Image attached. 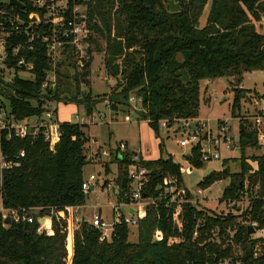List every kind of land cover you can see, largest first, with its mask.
Masks as SVG:
<instances>
[{
  "label": "trees",
  "instance_id": "1",
  "mask_svg": "<svg viewBox=\"0 0 264 264\" xmlns=\"http://www.w3.org/2000/svg\"><path fill=\"white\" fill-rule=\"evenodd\" d=\"M23 9L14 7L23 14V19L38 9L27 0H18ZM170 0H70L69 9L85 6V17L90 29L86 55L78 68L74 49L66 47L62 52L65 60L55 61L56 86L42 88L47 80L46 71L52 68L45 45L36 40L33 50L22 49L19 56L11 57L10 48L25 43V29L12 32L9 41L7 66L16 67L22 57L32 63L33 77L15 76L10 83L0 79V108L6 113V124L40 119L47 103H58L60 95L65 103L70 95L83 101L90 99L91 92L80 95L79 85L88 87L92 75L90 66L93 54L104 56V68L109 78L115 81L110 96L125 102L130 95L140 104V120L158 134L159 126L165 123L172 127L179 121H191L198 117L200 82L229 77L236 86L243 74L256 70L264 71V35L256 32L254 20L264 18V0H172L179 3L177 12H169ZM209 3L205 25L201 24L205 6ZM10 9L8 4L0 5ZM38 27V30H42ZM67 61L74 69L72 78L75 88L60 89V83L70 80L60 74L59 68ZM232 114L239 110L240 100L246 95L242 88H233ZM83 94V93H82ZM209 99L204 98L208 103ZM85 105V104H84ZM86 106V105H85ZM112 109L116 110L113 105ZM93 106L87 108L90 116ZM246 121L238 128L241 158L239 172L232 173L226 166L220 172H211L196 186L209 189L214 183L228 180L219 201L235 198L243 189L248 176L250 189L259 185L251 198V218L260 214L264 205V156H245V150H259L256 134L249 130ZM8 130L0 131V206L4 212L16 214L17 222L11 219L4 225L0 212V264H199L210 255L221 258L241 254L244 264H264V259L253 260L252 243L247 241L245 229L237 216L207 212L189 204L165 206L159 199L160 186L166 177L182 183L181 169L171 156L156 160H143L141 167L149 170L143 184L142 195L154 200L135 226L137 242L129 238L130 226L116 227L110 242H100V232L86 222L79 223L72 235V248L67 250L65 229L68 207L84 205L81 183L83 169L90 166L86 155L88 138L77 123L59 124V141L50 147L43 138V129L32 137L7 138ZM197 147V146H196ZM161 151V144L158 145ZM187 157L190 168H201L197 148ZM23 152L24 156L19 157ZM249 160V161H248ZM120 190L115 194L121 201L128 191L121 188L131 164L129 155L124 160H113ZM103 165V164H102ZM106 175L108 164L104 163ZM241 186V187H240ZM256 198H252V197ZM53 214V215H52ZM52 215L50 236L37 234V217ZM33 216L34 221L23 219ZM196 237L193 236L195 226ZM227 230L235 231L233 242L226 237ZM159 231L163 239L153 243V233ZM216 236H215V235ZM219 243L213 241L217 239Z\"/></svg>",
  "mask_w": 264,
  "mask_h": 264
},
{
  "label": "built area",
  "instance_id": "2",
  "mask_svg": "<svg viewBox=\"0 0 264 264\" xmlns=\"http://www.w3.org/2000/svg\"><path fill=\"white\" fill-rule=\"evenodd\" d=\"M18 1V0H17ZM32 3V6L38 9L37 13H31L27 16V19H23L21 12H16L14 6L6 2L1 3L8 4L11 8L0 7V79L5 83H10L15 76L25 79H31L33 77L32 63H28L24 57L21 56L16 61V67L7 66L9 60V41L7 40L12 32H21L25 29V43L23 45H16L10 48L11 57L16 58L20 55L22 49L26 47L28 51L33 50V45L36 40H40L47 51V56L52 61V68L47 73V80L42 85V88L49 86L54 89L56 86V74L54 72V64L57 61L56 57L60 55L66 47L73 48L74 51L79 49L83 42L88 39L90 29L88 27L85 15H80L79 6L76 5L69 9L68 2L70 0H27ZM19 2V1H18ZM23 9V8H21ZM38 27H42L41 31ZM83 58V57H81ZM78 68L81 66V59L77 62ZM27 76H23V75ZM48 105V106H47ZM46 111L42 118L23 120V122H10L6 124V113L0 108V131L8 130L7 138L12 135L18 139H24L28 135L34 137L40 128L43 129V138L52 148L59 141V122L56 120L55 110L56 104L47 103ZM255 115L242 116L238 120V128L241 121H246L249 130L254 132L257 137V144L261 153L259 156H264V100L258 99L256 101ZM82 121V118L80 119ZM124 120L131 122L132 120L128 116H124ZM196 120V119H194ZM192 121V120H191ZM191 121H179L172 127H166L165 123H162L167 130L176 131L175 127L178 123L182 122L186 127L187 122ZM204 124L198 126L197 129L188 131L186 133V140H179L178 144L180 148H186L190 146V150L198 145L201 146L200 150L202 156L200 158L201 164L208 163L211 160H220L222 152L224 151H240L239 147V134L233 132L226 120L219 121L213 134H202ZM12 134V135H11ZM129 155L131 164L127 168L126 184L128 191L123 194L121 201L116 200V203L111 205V219L105 221L100 213L93 214L90 221L78 216V207H68L67 211V227L65 229V240L67 250L72 248V235L77 225L82 222H86L89 225L94 226L100 232V242H110L113 231L120 225L136 226L138 219L145 213L148 205H154V200L147 199L142 195L143 184L147 180L149 170L140 166V163L145 160L139 150H128L126 143H119L114 150L103 151L87 155V160L91 164H100V161L109 160H124L125 156ZM24 153L20 152L19 157H23ZM258 156V157H259ZM249 161V160H248ZM176 163V162H175ZM102 165V164H101ZM3 166H1L2 168ZM0 168V169H1ZM181 169V168H180ZM182 172V169H181ZM247 174L243 181V189L233 199H227L225 201H219L215 199L216 205L223 203L225 210L222 211V215L231 214L239 218L238 222L245 229L247 234V241L252 243L251 257L253 260L264 259V205L260 214L254 215L255 219L251 218L249 211L250 197L249 192L252 190V194L256 195L259 189V185L254 189H250ZM106 181L108 182L106 184ZM103 188H107L110 185L113 186V180H106ZM97 183V176L91 174L83 179L81 183V189L84 196H88L89 192L94 190ZM159 199L163 200L166 207L174 204H189L191 207L202 209L201 206L206 204L205 202L210 197L209 189H202L196 187L190 190L183 186V184H177V179L166 177L162 180L160 186ZM117 192L120 190L119 185L115 187ZM253 199L256 197H252ZM264 200V197H262ZM129 209H133L134 213L131 215L128 213ZM53 215V214H52ZM52 215L37 217L36 222L39 224L37 234H45L50 236L52 232ZM11 219L15 222L19 220L18 216L14 213L10 214ZM27 223L34 221L33 216H26L23 219ZM201 221L198 220L193 236L196 237L197 228L200 226ZM6 226V225H5ZM251 228L252 233L247 232V229ZM235 231L227 230L226 239L232 243ZM215 235V234H214ZM216 236V235H215ZM153 242L158 243L163 239L162 234L159 231H155L152 235ZM213 239V241H218ZM199 264H244L241 254L236 253L234 256L228 258L217 257L216 255H209L206 260L199 262Z\"/></svg>",
  "mask_w": 264,
  "mask_h": 264
},
{
  "label": "rangeland",
  "instance_id": "3",
  "mask_svg": "<svg viewBox=\"0 0 264 264\" xmlns=\"http://www.w3.org/2000/svg\"><path fill=\"white\" fill-rule=\"evenodd\" d=\"M6 1L7 0H0L1 3ZM87 1L88 0H82V2ZM208 9L209 3L205 6L201 17L202 25H205ZM85 10V6H79L80 15H85ZM251 23L256 32L264 35V18H262V20H254V18L251 17ZM86 48L87 41L83 42L81 47L74 51L75 55H77V59L75 58L76 62L82 59L81 57L87 58L85 53ZM56 59L57 61L65 60L66 55L61 53ZM103 61L104 56L102 54H93L90 66L92 75L89 77V86L84 87L79 85L83 93H80V95H85L89 91L91 92L90 99L86 101H79L73 97L74 94L73 96L70 95V89H68V87L71 89L75 88L73 81L70 79L72 78L74 69L71 70V68H69L67 61L59 68L60 74L69 76L70 80H65L60 83V89L67 88L69 90L67 91L69 94L67 97L70 100H68L69 103H65L63 102V97H66V95H60V100L55 105V116L61 123H77L82 127L86 138H88L86 155H91L100 150L106 152L114 150L119 143H126L128 150H139L145 160H156L160 156L163 158L171 156L173 162L178 163L182 169L183 186L190 190L195 189L197 183L202 180V178L209 175V173L222 171L224 169V166H222L223 163H226V166L230 168V172H239L238 160L241 158L242 154L238 151H223L220 160H211L208 163L201 164V168H190L187 159L189 155L192 156L190 146L180 148L178 141L186 140V133L197 129L201 124H204L202 134H210L215 131L218 122H223L224 120L228 122L233 132H237L238 120H240L242 116L255 115L258 109L256 101L258 99L264 100V71L256 70L243 74L239 86L233 84L232 79L229 77L200 82V103L196 120L187 122L186 127H184L182 122L178 123L175 126L178 129L174 132L169 129L167 130L166 127L160 124L158 134L156 135L149 128L146 121L140 120V104L135 99V95H130L126 102L110 96L111 91L115 89V81L107 76ZM23 76L27 75L25 74ZM233 88H242L247 93L245 97L240 100L239 110H235L232 114ZM207 96L209 99L208 103L204 102V98H207ZM52 104H55V102ZM113 105L116 106L115 112L112 109ZM90 106H93V112L88 116L85 111L87 108H90ZM125 115L132 121H125ZM81 118L82 121L80 120ZM159 144H161V151H159L158 148ZM195 148H197V152L200 155L199 158H201V146L198 145ZM245 151V156L248 158L251 154L258 155L261 153V150H253L250 148ZM110 161L113 160H109L108 162ZM108 162V170L110 171L108 175H106V171L104 170L103 165L106 162L103 160L99 162L100 164H91V166H86L83 169L84 178L87 179L92 173L97 176V183L95 184L94 190L90 191L88 196H86L84 208L80 212V215L85 214L90 220L93 214L99 212L105 221H110L111 205L115 204L117 200L115 191L110 188H103L106 180H113V188L117 187L118 184L116 182L118 177L117 166L115 163ZM107 183L106 181V184ZM227 184V179L214 183L208 191L210 197L205 201L207 203L203 204L201 208L207 212L222 214L221 210H225V206L223 203L216 205L214 200L221 198L222 192ZM1 210L2 208L0 206V212ZM1 213L3 219L10 217L11 222L9 213L3 212V210ZM136 237V228L130 226L128 235L129 240L135 243L137 242Z\"/></svg>",
  "mask_w": 264,
  "mask_h": 264
},
{
  "label": "water",
  "instance_id": "4",
  "mask_svg": "<svg viewBox=\"0 0 264 264\" xmlns=\"http://www.w3.org/2000/svg\"><path fill=\"white\" fill-rule=\"evenodd\" d=\"M8 4L10 6H14V7H18V8H24L23 4L21 2H18L17 0H8ZM168 7H169V12L170 13L171 12H177L179 10V8H180V4L170 0V1H168ZM121 188H123V189L126 188V178L122 180ZM143 196H144V194H143ZM128 213L132 215L134 213V210L133 209H129ZM9 223H10V217L9 218L6 217L4 219V225L9 226L10 225ZM247 232H248V234L252 233V229L248 228ZM153 243H155V242H153Z\"/></svg>",
  "mask_w": 264,
  "mask_h": 264
},
{
  "label": "crops",
  "instance_id": "5",
  "mask_svg": "<svg viewBox=\"0 0 264 264\" xmlns=\"http://www.w3.org/2000/svg\"><path fill=\"white\" fill-rule=\"evenodd\" d=\"M57 120V119H56ZM58 121V120H57ZM59 122V121H58ZM59 123H61V122H59ZM260 154V153H259ZM259 154L258 155H256V154H251V156H256V157H258L259 156ZM250 156V157H251ZM191 170V169H190ZM182 184V183H181ZM112 189L113 191H115V194H117L118 192H117V190L115 189V188H113V186H109V187H107L106 189ZM84 208V205H82V206H79L78 208H77V215L78 216H80V217H82V218H85V219H87L88 221H90V219H88L86 216H85V214H83V215H80V212H81V210ZM1 212H2V210H1ZM4 212V211H3ZM101 214V213H100ZM103 218V217H102Z\"/></svg>",
  "mask_w": 264,
  "mask_h": 264
}]
</instances>
